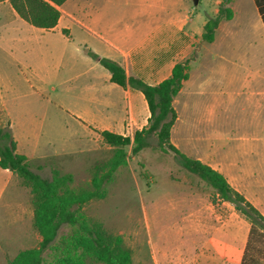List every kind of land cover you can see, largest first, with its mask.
Returning <instances> with one entry per match:
<instances>
[{"label":"rangeland","instance_id":"374dc122","mask_svg":"<svg viewBox=\"0 0 264 264\" xmlns=\"http://www.w3.org/2000/svg\"><path fill=\"white\" fill-rule=\"evenodd\" d=\"M190 1L193 4L195 0ZM207 1L194 3L197 15H205ZM234 2V17L225 22L224 30L218 31L213 43L200 46L198 56L190 64L191 83L199 82L198 77L203 76L201 88L189 85L174 97L178 114L174 127L180 149L184 120L193 117L184 114V102L205 101L210 112L204 131L224 133L228 130L226 115L235 107L228 98L231 61L238 62L240 76L254 69L264 74V28L253 1ZM9 35L0 29V129L11 131L20 150L32 155L30 168L42 177L50 178L53 169H57L72 175V187L88 188L94 166L106 162L112 149L102 142L98 129L87 130L77 117L83 116L84 110L101 109L96 100L89 97L86 76L94 74L95 80H99L106 70L98 65L86 76L78 75L87 65L77 61L73 50L63 45L65 40L58 31L47 35L51 36L47 45L39 38L35 43L21 45L8 41ZM238 92L245 93L243 86H238ZM245 107L239 101L240 114L245 112ZM147 142L135 155L127 148V162L117 168L105 184V195L85 202L81 211L113 239L120 238L121 246L129 252V264H199L198 227L186 226L184 212L189 207L183 199L189 185L204 186L212 201H215L214 192L198 176L186 171L171 150L159 147L154 134L147 137ZM20 196L28 199L26 186L22 185ZM28 207L32 212L31 203ZM22 212L23 220L16 223L11 217L1 218L0 209V244L4 246V235L8 233L15 239L13 248L8 249L4 257L0 252V264L13 258L21 248L36 246L39 241L32 218L27 219L26 209ZM237 213L240 220L244 218L249 223ZM188 228H191L190 233ZM239 231L241 235V225ZM259 231L264 237V232ZM69 232L70 227L62 226L58 236ZM262 239L255 250L258 264L264 263ZM48 255L44 254L43 264H52ZM84 262L104 264L90 256H85Z\"/></svg>","mask_w":264,"mask_h":264},{"label":"crops","instance_id":"0c3cea01","mask_svg":"<svg viewBox=\"0 0 264 264\" xmlns=\"http://www.w3.org/2000/svg\"><path fill=\"white\" fill-rule=\"evenodd\" d=\"M220 1L208 0L205 15L199 16L196 5L200 0H197V4H192L190 0H65L56 6L59 11L56 25L46 29L21 18L10 0H0V29L10 33L8 41L21 45L35 43L38 38L46 44L51 38L47 35L58 31L65 40L62 41L63 45L73 50L77 61L87 65L86 69L77 72L80 76H86L100 65L87 51L116 61L126 76L140 78L149 85L161 82L170 75L176 62L188 59L187 78L182 82L180 93L189 85L194 89L201 88L203 76L198 77L199 82L195 80L191 83L189 68L198 56L200 46L213 43L218 31L225 28L227 20L221 19L214 40H202L203 25L207 17L217 14ZM234 1L229 4L233 10L232 18L235 15ZM36 32L39 34L36 35ZM105 70L99 80H95L94 74L92 77L86 76L89 97L96 100L101 109L84 110L83 116L77 117L78 122L87 130L96 128L129 135L147 124L150 116L147 102L141 91L112 82L110 73ZM239 85L243 86V95L238 92ZM229 86L228 98L235 107L229 109L226 115V132L206 133L204 126L208 120L209 106L201 99L192 103L186 101L183 112L193 117L184 120L182 149L174 127L178 114L170 131V142L181 153L221 173L228 184L264 216V74L254 69L248 75L240 76L238 62L231 61ZM239 101L241 106L246 105L242 115L237 109ZM175 102L177 100L173 98L174 109ZM13 139L16 151L30 160L32 155L23 153L18 141L15 137ZM86 143L89 151L87 140ZM203 184L207 183L203 181ZM22 185L13 172L0 167V209L4 220L11 217L18 223L23 220L21 213L24 209L27 210V219L32 218L28 207L31 203L30 191L28 199H21ZM214 196L215 201H212L204 186L189 185L183 199L189 207L184 212L186 226L198 227L199 264H240L250 224L244 218L240 220L232 203L222 200L218 194L214 193ZM14 211H18V214L15 215ZM188 231L190 233L191 228ZM36 239L40 241V238ZM3 242L4 246L0 244L2 257L8 249L13 248V234L4 235Z\"/></svg>","mask_w":264,"mask_h":264},{"label":"trees","instance_id":"16d2710c","mask_svg":"<svg viewBox=\"0 0 264 264\" xmlns=\"http://www.w3.org/2000/svg\"><path fill=\"white\" fill-rule=\"evenodd\" d=\"M65 0H10L18 15L28 23L52 28L56 25L59 11L56 6ZM221 0L218 12L207 17L202 31V40L212 42L221 19L229 20L233 10L229 3ZM264 26V0H252ZM88 54L97 59L110 73V80L122 87L129 85L142 92L147 102L150 116L147 124L133 132L132 136L108 130L99 131L102 142L112 149L111 157L94 166L88 188L71 186L70 173H60L53 169L50 178L42 177L30 168L26 155L16 151V142L9 129H0V167L13 172L29 188L32 204V224L40 241L37 246L19 250L5 264H43L47 252L52 264H85V256L104 264H129V252L120 244V238L113 239L98 224L92 223L81 211L82 205L105 195V184L114 172L127 162V148L132 155L148 145L147 137L154 134L157 145L171 150L181 166L205 181L215 194L233 204L250 224L240 264H258L255 258L257 243L263 242L264 216L245 197L234 190L221 173L209 165L181 153L170 142V131L177 113L172 105L182 82L187 78L188 59L176 62L170 75L155 85H149L140 78L126 76L124 69L116 61L99 57L92 51ZM62 226L70 227V232L58 236ZM264 264V263H261Z\"/></svg>","mask_w":264,"mask_h":264},{"label":"water","instance_id":"95a60500","mask_svg":"<svg viewBox=\"0 0 264 264\" xmlns=\"http://www.w3.org/2000/svg\"><path fill=\"white\" fill-rule=\"evenodd\" d=\"M197 0L194 1V3H196Z\"/></svg>","mask_w":264,"mask_h":264}]
</instances>
